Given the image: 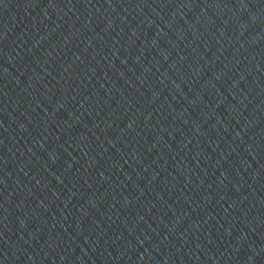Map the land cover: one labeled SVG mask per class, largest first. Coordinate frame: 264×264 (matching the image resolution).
Returning <instances> with one entry per match:
<instances>
[{
  "label": "water",
  "instance_id": "1",
  "mask_svg": "<svg viewBox=\"0 0 264 264\" xmlns=\"http://www.w3.org/2000/svg\"><path fill=\"white\" fill-rule=\"evenodd\" d=\"M0 264H264V0H0Z\"/></svg>",
  "mask_w": 264,
  "mask_h": 264
}]
</instances>
